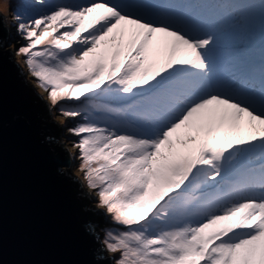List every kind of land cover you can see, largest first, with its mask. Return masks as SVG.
<instances>
[{
	"label": "snow or ice",
	"instance_id": "1",
	"mask_svg": "<svg viewBox=\"0 0 264 264\" xmlns=\"http://www.w3.org/2000/svg\"><path fill=\"white\" fill-rule=\"evenodd\" d=\"M189 5L90 0L32 17L17 0L13 9L16 55L49 112L82 118L67 129L78 138L70 158L122 226L105 230L113 264H264V66L258 80L221 66L222 37L243 17ZM245 5L264 24V0Z\"/></svg>",
	"mask_w": 264,
	"mask_h": 264
},
{
	"label": "water",
	"instance_id": "2",
	"mask_svg": "<svg viewBox=\"0 0 264 264\" xmlns=\"http://www.w3.org/2000/svg\"><path fill=\"white\" fill-rule=\"evenodd\" d=\"M7 36L0 13V264H112L94 196Z\"/></svg>",
	"mask_w": 264,
	"mask_h": 264
},
{
	"label": "rangeland",
	"instance_id": "3",
	"mask_svg": "<svg viewBox=\"0 0 264 264\" xmlns=\"http://www.w3.org/2000/svg\"><path fill=\"white\" fill-rule=\"evenodd\" d=\"M191 4L189 5L192 9L195 11L201 10V14L207 15V10H205V6L199 1V0H189ZM208 3L214 4L217 7H219L220 10H223V4L222 3H231V8L229 11L224 10L226 12V16L235 13L236 19L241 20V17H243V20L241 21L242 23L245 24L243 27V31L245 33L241 34L239 37H236L237 32H239V28H236L228 33H226L221 40V44L225 43L229 39H233L234 41L236 38H243L244 36V41H247V44L241 47L240 52L244 55L240 65L241 66H248V69L253 71L252 73L255 74H260L259 71L261 70V67L264 66V24H262L259 16V11L258 9L255 10V12H252L247 5L249 3H254V4H259L260 0H207ZM6 3H11L12 7L9 8L7 7V14L3 10H0V13L3 16V20L5 22V27H7L6 21L9 24V28L11 30H15V34L9 36L6 38V42L4 43L5 47L10 49L13 58L16 62L19 63V65L22 67V72H23V77L26 81H28L42 96L46 102V106L48 109L50 108V102L48 101V94L44 92L42 89H40L37 86V82L35 78H33L27 69V66L25 64V58L21 55H16V50L20 46V44L24 43V41L20 40L19 36L16 34V29H15V22L12 19L13 16V9L15 7V4L17 0H0V9H2V6ZM18 2L22 5L21 11L25 14V16H32L35 17L39 14H44L47 11L50 10V7L53 4L56 3H62V4H68V5H80V4H86L90 2V0H44L43 4H38L36 3V0H18ZM109 2L112 3H119L122 2V0H109ZM123 2H127V0H123ZM179 6L181 8H179ZM185 5L180 4L177 5V10H181ZM215 7V6H214ZM216 9V8H215ZM219 13V12H218ZM21 14V13H18ZM222 17V15H220ZM8 31V29H7ZM9 33V32H8ZM240 43V42H239ZM221 46V45H220ZM221 50V48H220ZM220 54V52L218 53ZM219 64L222 66V63L219 59ZM254 68H258L257 72L254 71ZM104 102L111 107L114 108H119L122 106L123 102L120 100H114V99H107L104 100ZM51 113L55 116V118L58 120V122L61 125V129L69 150V153L71 156H77L78 155V149L72 146V141L77 140L78 138L75 136H72L69 134L67 131L68 128L75 126L76 123L82 122L81 117H77L75 119H68L63 116L58 115L55 109L51 111ZM71 167L74 168L77 172H79L83 179H84V173L79 170L78 165H79V160L71 159ZM86 182V181H85ZM92 195L94 196L93 199V206H97V194L94 190L90 189ZM99 209V214L102 217L101 221V227H102V234H103V239L105 236V230L106 229H116V228H122L120 225H116L110 218V216L106 215V210L103 208L98 207ZM106 251V249H105ZM107 252V251H106ZM109 253V252H108ZM112 254V264L115 258L118 257L117 254Z\"/></svg>",
	"mask_w": 264,
	"mask_h": 264
},
{
	"label": "trees",
	"instance_id": "4",
	"mask_svg": "<svg viewBox=\"0 0 264 264\" xmlns=\"http://www.w3.org/2000/svg\"><path fill=\"white\" fill-rule=\"evenodd\" d=\"M220 2L221 1H223V0H219ZM200 2H202V4H204L205 5V10H207V14H209V15H207V16H214L213 14L215 13V14H221L222 15V17H225L226 16V12L224 11V10H227V11H229L230 10V8H231V3H222L223 4V10H220L219 9V7H217L216 5H214V4H210V3H208V1L207 0H200ZM215 6V7H214ZM216 8V9H215ZM219 12V13H218ZM234 15H235V13H233ZM227 17V16H226ZM240 30H239V32H237V35H236V37H239L241 34H243V33H245L242 29L243 28H239ZM240 38V37H239ZM239 38H236L235 39V41H233L231 44L232 45H236L237 44V48H238V51H239V54L241 53L242 54V52H240V50H241V47L240 46H242V47H244L246 44H247V41L245 40L244 41V36H243V38H241V39H239ZM233 39H234V37H233ZM240 42V43H239ZM243 55V54H242ZM244 56V55H243Z\"/></svg>",
	"mask_w": 264,
	"mask_h": 264
},
{
	"label": "bare ground",
	"instance_id": "5",
	"mask_svg": "<svg viewBox=\"0 0 264 264\" xmlns=\"http://www.w3.org/2000/svg\"><path fill=\"white\" fill-rule=\"evenodd\" d=\"M203 5H204V4H203ZM204 6H205V5H204ZM6 24H7V27H8L7 29H8V32H9L8 35L11 36V35L15 34V30L13 31V30H11V29L9 28V24H8L7 21H6ZM9 36H8V37H9ZM8 37H7V38H8ZM4 47H5V46H4Z\"/></svg>",
	"mask_w": 264,
	"mask_h": 264
},
{
	"label": "clouds",
	"instance_id": "6",
	"mask_svg": "<svg viewBox=\"0 0 264 264\" xmlns=\"http://www.w3.org/2000/svg\"><path fill=\"white\" fill-rule=\"evenodd\" d=\"M0 10H3L5 12V14H7V3L5 2V4L2 6V9ZM8 37V36H7ZM19 64V63H18ZM21 72H22V67H21ZM23 73V72H22ZM71 165V163H70Z\"/></svg>",
	"mask_w": 264,
	"mask_h": 264
}]
</instances>
